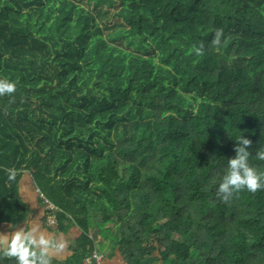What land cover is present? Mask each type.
Here are the masks:
<instances>
[{
  "label": "trees",
  "instance_id": "trees-1",
  "mask_svg": "<svg viewBox=\"0 0 264 264\" xmlns=\"http://www.w3.org/2000/svg\"><path fill=\"white\" fill-rule=\"evenodd\" d=\"M0 78V229L26 172L80 231L32 264H264V187L217 192L241 133L264 171V0H0Z\"/></svg>",
  "mask_w": 264,
  "mask_h": 264
},
{
  "label": "crops",
  "instance_id": "crops-1",
  "mask_svg": "<svg viewBox=\"0 0 264 264\" xmlns=\"http://www.w3.org/2000/svg\"><path fill=\"white\" fill-rule=\"evenodd\" d=\"M19 193L28 206L25 221L18 224H5L0 229V246L6 248L11 241L21 234L31 233L33 238L44 239L46 246L36 245L37 250L57 260H66L70 256V247L79 235L77 226H73L68 233H62L56 227L46 223V208L36 192L32 176L24 173L19 183ZM95 232V230H94ZM102 239V236H99ZM106 264H128L119 250L106 251Z\"/></svg>",
  "mask_w": 264,
  "mask_h": 264
},
{
  "label": "clouds",
  "instance_id": "clouds-1",
  "mask_svg": "<svg viewBox=\"0 0 264 264\" xmlns=\"http://www.w3.org/2000/svg\"><path fill=\"white\" fill-rule=\"evenodd\" d=\"M216 43H219L217 39ZM199 51V49H197ZM15 82L0 78V94L13 93L15 91ZM235 155L228 158L226 171L218 184V194H223L224 199H227L234 191L246 189L250 192H255L258 188L264 187V171H259L249 163L250 151L247 147L252 142L242 133L235 138ZM256 157L264 160V151L255 153ZM14 173H9V179H12ZM48 242L44 239H35L31 233L21 234L15 238V242L10 244L7 249L8 255L16 256L18 264H32L31 256L35 259L34 253H26V249L30 246H46ZM41 264H45L41 261Z\"/></svg>",
  "mask_w": 264,
  "mask_h": 264
},
{
  "label": "built area",
  "instance_id": "built-area-1",
  "mask_svg": "<svg viewBox=\"0 0 264 264\" xmlns=\"http://www.w3.org/2000/svg\"><path fill=\"white\" fill-rule=\"evenodd\" d=\"M36 191L40 194V190L36 188ZM41 197L43 195L41 194ZM45 208L48 209L47 212V224L53 226L57 224L56 210L58 209L55 204H52L49 201H46ZM86 264H106V256L100 253L99 251H94L86 260Z\"/></svg>",
  "mask_w": 264,
  "mask_h": 264
},
{
  "label": "rangeland",
  "instance_id": "rangeland-1",
  "mask_svg": "<svg viewBox=\"0 0 264 264\" xmlns=\"http://www.w3.org/2000/svg\"><path fill=\"white\" fill-rule=\"evenodd\" d=\"M51 227H56V225H53ZM110 238L112 239L111 233H108L107 235L103 234L102 239H100V243L97 242V248H98L99 252L102 253L103 255H105L106 257H107L106 251L113 250L112 245L110 243L111 242Z\"/></svg>",
  "mask_w": 264,
  "mask_h": 264
}]
</instances>
